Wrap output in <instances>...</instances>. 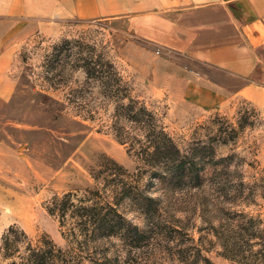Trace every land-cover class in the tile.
<instances>
[{
  "label": "rangeland",
  "instance_id": "rangeland-1",
  "mask_svg": "<svg viewBox=\"0 0 264 264\" xmlns=\"http://www.w3.org/2000/svg\"><path fill=\"white\" fill-rule=\"evenodd\" d=\"M45 25L17 47L15 89L0 101V244L13 227L32 243L71 250L47 205L94 188L108 163L134 175L144 209L127 202L119 212L148 240L132 249L116 239L74 245L84 264H183L187 248L227 219L247 216L264 229L261 95L253 102L227 88L223 100L209 98L214 84L234 82L181 57L169 68L123 20ZM212 249L198 264H240Z\"/></svg>",
  "mask_w": 264,
  "mask_h": 264
},
{
  "label": "crops",
  "instance_id": "crops-1",
  "mask_svg": "<svg viewBox=\"0 0 264 264\" xmlns=\"http://www.w3.org/2000/svg\"><path fill=\"white\" fill-rule=\"evenodd\" d=\"M33 16V19H30ZM123 20L147 45L229 78L209 98L230 95L264 102V0H6L0 5V101L15 89L10 74L16 49L46 18ZM176 67V66H175ZM209 88V87H208Z\"/></svg>",
  "mask_w": 264,
  "mask_h": 264
},
{
  "label": "trees",
  "instance_id": "trees-1",
  "mask_svg": "<svg viewBox=\"0 0 264 264\" xmlns=\"http://www.w3.org/2000/svg\"><path fill=\"white\" fill-rule=\"evenodd\" d=\"M93 179L94 188L53 197L47 205L48 213L58 220L61 229H65L63 235L71 250L65 252L46 239L32 243L22 231L9 227L1 238V259L6 264H84L73 255L74 245L88 247L93 241L116 239L132 249L133 245L136 247L139 242L148 240L119 212L127 202L144 209L138 203L134 175L108 163L94 173ZM241 218V221L227 219L217 228H208L204 241L199 246L187 248L181 255L183 264H198L200 251L209 252L212 248L219 249L218 256L240 264H264V229L256 226L253 218ZM166 235L160 232L161 237ZM253 239L258 241L252 242ZM178 250L182 254L184 248ZM199 260L202 264H213L206 257ZM91 264H104V261ZM105 264H112L108 257H105Z\"/></svg>",
  "mask_w": 264,
  "mask_h": 264
},
{
  "label": "clouds",
  "instance_id": "clouds-1",
  "mask_svg": "<svg viewBox=\"0 0 264 264\" xmlns=\"http://www.w3.org/2000/svg\"><path fill=\"white\" fill-rule=\"evenodd\" d=\"M5 0H0V5L4 4Z\"/></svg>",
  "mask_w": 264,
  "mask_h": 264
}]
</instances>
